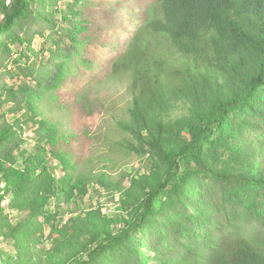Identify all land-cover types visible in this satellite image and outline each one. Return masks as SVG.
<instances>
[{
    "label": "trees",
    "instance_id": "obj_1",
    "mask_svg": "<svg viewBox=\"0 0 264 264\" xmlns=\"http://www.w3.org/2000/svg\"><path fill=\"white\" fill-rule=\"evenodd\" d=\"M76 2L0 0V47L30 59L34 33L17 29L41 21L52 32L43 45L59 57L84 28L73 22ZM26 68L0 85V264H103L118 247L136 264H264V0L147 5L107 77L127 84L116 125L130 138L117 146L140 161L119 176L73 158L74 132L46 99L65 61L48 74ZM104 198L114 209L104 212ZM177 204L188 224L163 237ZM145 232L156 240L148 245Z\"/></svg>",
    "mask_w": 264,
    "mask_h": 264
},
{
    "label": "rangeland",
    "instance_id": "obj_2",
    "mask_svg": "<svg viewBox=\"0 0 264 264\" xmlns=\"http://www.w3.org/2000/svg\"><path fill=\"white\" fill-rule=\"evenodd\" d=\"M151 1L153 0H78L75 3L78 16L72 18L73 22L80 23L84 28L77 34L76 42L66 39L62 43L63 53L59 57H54L48 46L43 45L46 42L44 36H50L52 32L48 24L41 21L26 20L23 28L17 29L20 35L27 38L34 33L31 46L38 53L24 49L30 59L23 57L19 60L20 53L14 44H11L12 52H5L0 47L1 86L20 82L28 71L26 65L35 67V75L36 71L48 74L56 70L57 63L65 61L67 74L65 73L58 89L46 91V99H50L62 114L65 131L68 134L74 132L68 145L72 149L73 158L83 167L108 164L111 174L119 176L124 170L130 171L140 164L136 155L126 154L117 146V143L130 138L116 125V118L125 113L129 101L127 84L108 82L107 77L115 59L125 51L134 31L143 23L146 7ZM40 31L42 34H39ZM26 46L25 43L23 47ZM50 46L55 50L58 48L54 44ZM42 47L46 50L42 51ZM33 80L30 76L26 77L28 84L34 85ZM25 136L28 138L30 135ZM105 157L110 158V162L103 161ZM88 196L86 201L89 200ZM102 201L105 202L104 212L114 209L113 201L105 198ZM188 210L193 211V206L190 205ZM169 212L173 223L166 220L165 225L161 221L166 226L161 232L163 237L168 228L173 233V225L179 227L181 224H188L178 204ZM240 223L245 230L256 227L255 223L245 220ZM143 236L148 245L157 238L148 232ZM171 237L168 244L175 252L177 243L173 235ZM162 240L165 241V238ZM130 253V250L118 247L105 256L103 264H136ZM98 263L100 264L96 261Z\"/></svg>",
    "mask_w": 264,
    "mask_h": 264
}]
</instances>
